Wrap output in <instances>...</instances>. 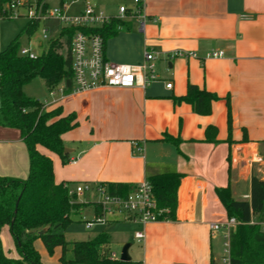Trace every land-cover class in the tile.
I'll return each mask as SVG.
<instances>
[{
  "label": "crops",
  "instance_id": "1",
  "mask_svg": "<svg viewBox=\"0 0 264 264\" xmlns=\"http://www.w3.org/2000/svg\"><path fill=\"white\" fill-rule=\"evenodd\" d=\"M117 1L118 7H133V0L95 7L113 16ZM143 2V30L136 17L127 18L124 28L105 40L104 55L112 64L140 65L144 52L152 51L156 81L144 88L61 94L59 103L44 104L43 110L61 107L63 115L75 114L77 125L61 136L67 162L38 150L52 160L57 184L137 185L152 174H181L176 219L145 226L125 219L131 232L111 231L110 250L116 245L111 254L118 259L128 243L129 264H214L216 243L223 239L224 246L225 240L224 232L210 225L227 219L214 189L229 186L234 200L248 201L251 179L264 181V0ZM175 51L197 58H173ZM212 51L224 56L205 58ZM189 84L218 97L209 114H197L181 100ZM52 90L55 99L58 92ZM28 171L19 131L0 126V176L24 180ZM137 232L144 233L141 242ZM9 253L17 256L14 248Z\"/></svg>",
  "mask_w": 264,
  "mask_h": 264
},
{
  "label": "trees",
  "instance_id": "2",
  "mask_svg": "<svg viewBox=\"0 0 264 264\" xmlns=\"http://www.w3.org/2000/svg\"><path fill=\"white\" fill-rule=\"evenodd\" d=\"M43 4L44 8L49 7L46 2ZM37 22L28 21L19 33L33 32L30 29ZM125 23L111 20L103 27L87 29V32L100 35L105 42L122 30ZM75 30L63 28L60 36L49 42L48 49L34 59L18 54L17 39L0 50V126L19 131L29 158L26 179L0 176V232L8 227L17 254L16 257L6 255L0 243V264H42L34 247L35 240H40L49 255L59 248L60 264H129L111 256V242L106 233L89 240L68 241L58 232L70 223L71 215L94 206L90 202H77L63 186L66 182L55 183L52 160L40 153L38 147L56 154L66 163L68 154L64 153L61 136L77 125L76 117L74 113L63 115L61 107L44 111L43 103L31 100L23 92L25 85L39 77L49 90L62 86L64 94L71 93L73 74L69 45ZM217 99L215 94L190 84L181 98L200 115L209 114L211 102ZM166 139L177 145V140L169 136ZM181 178L177 172H162L146 178L156 207L162 210V219H176ZM103 185L109 194L121 197L136 187L123 183ZM214 192L226 218H234L237 222L229 230L228 264H264V227L261 225L264 222V181L251 179L248 201L234 200L229 186L215 188ZM94 211L95 215L99 212ZM42 230L43 233H39Z\"/></svg>",
  "mask_w": 264,
  "mask_h": 264
},
{
  "label": "built area",
  "instance_id": "3",
  "mask_svg": "<svg viewBox=\"0 0 264 264\" xmlns=\"http://www.w3.org/2000/svg\"><path fill=\"white\" fill-rule=\"evenodd\" d=\"M81 1L84 2V7L79 13L74 15L68 14V8L62 6L63 3L60 0L59 8L50 6L44 8L43 3H30L29 0H16L5 4L0 1V18L18 17L20 16L18 9L23 8L25 9L24 17L28 21H43L46 18L55 19L65 23L68 27L76 29L72 34L69 45L73 74L71 93H81L99 88H133L137 85L144 88L156 81L157 77L154 74L152 65V62L157 59L156 53L149 50L145 51L144 62L140 65L112 64L105 58L103 38L98 34L87 32V29L101 28L111 20L124 21L129 17H136L140 22V30H143L146 19L143 0H133L131 9L124 5L119 6L117 14L113 16L96 9L89 1L74 0V3ZM153 22H156V20L153 19ZM42 34V39H47L45 30H42ZM18 54L30 59H34L37 56L29 48L19 49ZM170 56L184 59L197 58L195 53L187 51H175ZM223 56L222 51H212L206 54L205 58L217 59ZM165 88L170 90L172 83L167 82ZM56 91L64 94L62 86L56 88ZM49 94L53 96L55 93L50 90ZM70 162L73 163L75 160H70ZM63 186L67 189L70 196H75L78 199L84 198L89 194L96 195V200L88 201L94 206L92 207L94 217L93 220L86 221V229H90L95 223H108L110 217L118 215L123 216L126 220L136 221L142 226L165 220L161 218L162 210L157 209L147 181L137 184L134 190L125 197L109 194L103 184L84 183L72 185L64 183ZM95 209L99 211L97 215H95ZM236 224L237 222L234 218H229L224 222L210 225L212 231L224 230V247L225 252L228 253V260L229 230ZM261 225L264 227V222ZM135 238L141 242L144 239V233H135ZM111 256L115 258L113 254Z\"/></svg>",
  "mask_w": 264,
  "mask_h": 264
},
{
  "label": "rangeland",
  "instance_id": "4",
  "mask_svg": "<svg viewBox=\"0 0 264 264\" xmlns=\"http://www.w3.org/2000/svg\"><path fill=\"white\" fill-rule=\"evenodd\" d=\"M3 1V0H2ZM14 2L16 0H10ZM9 0L3 1V3H10ZM89 1L94 6L100 5L102 8L106 3L112 2L114 0H86ZM30 3H43L46 2L50 7H60L59 0H29ZM62 6H66L68 8V14L74 15L76 14L82 7H84V2H75L74 0H63ZM118 7L120 3L115 2ZM123 5V4H122ZM20 16L18 17H2L0 18V50L6 49L9 43L17 39L19 44L18 50L21 48H29L31 51L39 55L45 52L48 49L49 42L54 40L60 36L61 30L63 28L68 27L65 23H62L55 19H44L43 21H38L35 26L30 29L33 32L24 31L20 34V30L23 26L28 23V20L24 17L25 9H18ZM42 30H45V34L47 39H42ZM41 43V45H39ZM65 52V50H64ZM23 92L29 97L31 100H38L43 104H47L48 106L55 105L54 100L61 98V94L57 93L55 99L50 97V92L48 88L43 84V81L36 77L30 83L23 87ZM61 100H57L56 103H59ZM54 102V103H53ZM58 178V176H57ZM77 202H88L96 200V195H86L84 198L78 199L75 198ZM89 209V208H88ZM88 209L81 210L78 214L71 215L70 223L64 228L60 229L58 232L64 235V238L68 241H81L87 239H93L100 233H107L110 235L112 230L124 229L128 232H131V222L125 221L124 217L121 215L110 217L109 220L115 219L109 223H95L90 229L85 228L86 221L93 220L94 214L92 211ZM108 218V217H107ZM224 231V230H223ZM223 239H220L216 243V247L214 248L215 252V262L214 264H228V253L225 252V247L223 246ZM0 243L2 249L5 253H9L13 250L14 246L12 245V239L9 232H4L1 230L0 232ZM34 245L37 247L40 246L41 253V263L42 264H60L59 257L61 255V250L59 248L54 249L51 255L47 254L40 240H35ZM116 245L113 244L111 250H115ZM15 250V249H14ZM38 250V249H37ZM110 250V252H111ZM10 254V253H9ZM120 256V255H119ZM119 260V258H118Z\"/></svg>",
  "mask_w": 264,
  "mask_h": 264
},
{
  "label": "water",
  "instance_id": "5",
  "mask_svg": "<svg viewBox=\"0 0 264 264\" xmlns=\"http://www.w3.org/2000/svg\"><path fill=\"white\" fill-rule=\"evenodd\" d=\"M64 153L67 154V150L64 149ZM44 230L40 231L39 233H43ZM128 248H129V244H125L123 247H122V250L120 252V256H119V260L121 262H129L130 261V257L128 255Z\"/></svg>",
  "mask_w": 264,
  "mask_h": 264
}]
</instances>
